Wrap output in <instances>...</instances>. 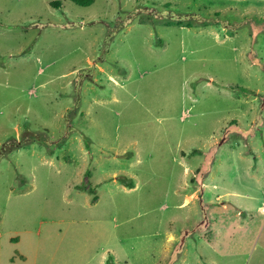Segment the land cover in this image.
<instances>
[{"label":"rangeland","instance_id":"374dc122","mask_svg":"<svg viewBox=\"0 0 264 264\" xmlns=\"http://www.w3.org/2000/svg\"><path fill=\"white\" fill-rule=\"evenodd\" d=\"M261 206L264 0H0V264H261Z\"/></svg>","mask_w":264,"mask_h":264},{"label":"trees","instance_id":"16d2710c","mask_svg":"<svg viewBox=\"0 0 264 264\" xmlns=\"http://www.w3.org/2000/svg\"><path fill=\"white\" fill-rule=\"evenodd\" d=\"M69 1L75 3L78 6H89V5H91L94 2V0H69ZM51 5L53 7L58 8L60 6V2L59 1H52L51 2ZM166 5H168V4H166ZM160 17H163V18H166L167 19L165 21V24L166 25H172V24H174V25H179V26L182 25V26H187V27H190L191 26V21H189L187 19L188 16H185L184 17V16H178V15L172 14L171 17H165L163 15H161ZM203 169H206V168L203 167ZM203 169L202 168L199 169L198 172L201 173V174H203L204 173V172L202 173V170ZM200 176H199V180L201 181V177ZM126 185L129 188L133 187V184L131 182H127Z\"/></svg>","mask_w":264,"mask_h":264},{"label":"crops","instance_id":"0c3cea01","mask_svg":"<svg viewBox=\"0 0 264 264\" xmlns=\"http://www.w3.org/2000/svg\"><path fill=\"white\" fill-rule=\"evenodd\" d=\"M263 206H261L260 208H262ZM260 213H262L260 210H259ZM264 214V213H262ZM261 264H264V260L260 262Z\"/></svg>","mask_w":264,"mask_h":264},{"label":"built area","instance_id":"2783aa9c","mask_svg":"<svg viewBox=\"0 0 264 264\" xmlns=\"http://www.w3.org/2000/svg\"><path fill=\"white\" fill-rule=\"evenodd\" d=\"M261 209H262L261 212L264 213V206Z\"/></svg>","mask_w":264,"mask_h":264}]
</instances>
